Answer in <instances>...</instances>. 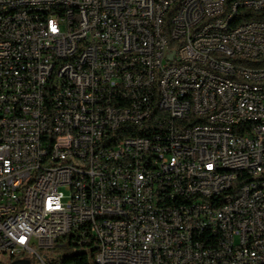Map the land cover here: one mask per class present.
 <instances>
[{
	"label": "built area",
	"instance_id": "1",
	"mask_svg": "<svg viewBox=\"0 0 264 264\" xmlns=\"http://www.w3.org/2000/svg\"><path fill=\"white\" fill-rule=\"evenodd\" d=\"M258 28L264 0H0V264H264Z\"/></svg>",
	"mask_w": 264,
	"mask_h": 264
},
{
	"label": "bare ground",
	"instance_id": "2",
	"mask_svg": "<svg viewBox=\"0 0 264 264\" xmlns=\"http://www.w3.org/2000/svg\"><path fill=\"white\" fill-rule=\"evenodd\" d=\"M177 5H184V0H177ZM50 7H64V0H50ZM255 9H262V2H255ZM162 15V4L152 3L150 10V19H159ZM196 17L199 19H211V11L205 9H196ZM251 19V8H244V11H231L224 15L223 32L233 30V22ZM153 30H161V23H153ZM258 37L264 38V28H258ZM152 48H159V37H152ZM160 53H150V61H159ZM259 60L264 58L253 59V67ZM255 62V63H254ZM245 63H252V56H245ZM68 72H60L58 81H67ZM210 81L214 83L227 84V75L210 74ZM119 133H136L135 125H119ZM139 137H150V127L139 128ZM59 149H67V141H59ZM228 172H236V165H228ZM63 247H69V240H62ZM89 250L97 254V245H89ZM109 243L99 245V256H108ZM60 259H56V264H60Z\"/></svg>",
	"mask_w": 264,
	"mask_h": 264
},
{
	"label": "trees",
	"instance_id": "3",
	"mask_svg": "<svg viewBox=\"0 0 264 264\" xmlns=\"http://www.w3.org/2000/svg\"><path fill=\"white\" fill-rule=\"evenodd\" d=\"M254 66H258V63L256 62ZM94 254V252L87 251L75 252L73 254L66 253L62 256L60 264H95Z\"/></svg>",
	"mask_w": 264,
	"mask_h": 264
},
{
	"label": "rangeland",
	"instance_id": "4",
	"mask_svg": "<svg viewBox=\"0 0 264 264\" xmlns=\"http://www.w3.org/2000/svg\"><path fill=\"white\" fill-rule=\"evenodd\" d=\"M259 65H261V66H264V60H259L258 62H257ZM63 247V246H62ZM82 251H85L84 249H79V251L78 252H82ZM66 253H69V254H73V253H75L76 252V249H73V250H66L65 251ZM87 252H91L90 250L89 251H87ZM54 253H59L57 250H54ZM66 253H64V254H60V256H59V259L61 260L62 259V256H64ZM92 253V252H91ZM59 259H57V260H59ZM5 263H7V261H5Z\"/></svg>",
	"mask_w": 264,
	"mask_h": 264
},
{
	"label": "water",
	"instance_id": "5",
	"mask_svg": "<svg viewBox=\"0 0 264 264\" xmlns=\"http://www.w3.org/2000/svg\"><path fill=\"white\" fill-rule=\"evenodd\" d=\"M173 54H174V51L171 52V53L169 54V56L172 58ZM17 263H18V264H29L28 261H24V260H20V261H18Z\"/></svg>",
	"mask_w": 264,
	"mask_h": 264
}]
</instances>
